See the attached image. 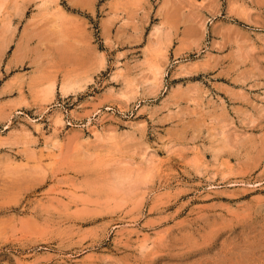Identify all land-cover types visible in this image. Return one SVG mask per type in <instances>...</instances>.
Masks as SVG:
<instances>
[{"label":"rangeland","instance_id":"374dc122","mask_svg":"<svg viewBox=\"0 0 264 264\" xmlns=\"http://www.w3.org/2000/svg\"><path fill=\"white\" fill-rule=\"evenodd\" d=\"M0 264H264V0H0Z\"/></svg>","mask_w":264,"mask_h":264}]
</instances>
